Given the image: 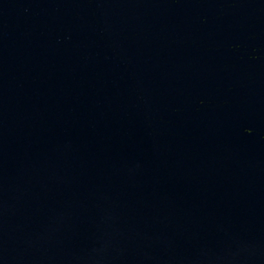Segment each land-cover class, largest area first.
Segmentation results:
<instances>
[{"label":"water","instance_id":"obj_1","mask_svg":"<svg viewBox=\"0 0 264 264\" xmlns=\"http://www.w3.org/2000/svg\"><path fill=\"white\" fill-rule=\"evenodd\" d=\"M0 264H264V0H0Z\"/></svg>","mask_w":264,"mask_h":264}]
</instances>
